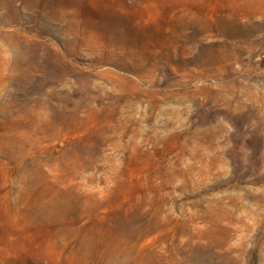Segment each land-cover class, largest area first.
<instances>
[{"label":"rangeland","instance_id":"rangeland-1","mask_svg":"<svg viewBox=\"0 0 264 264\" xmlns=\"http://www.w3.org/2000/svg\"><path fill=\"white\" fill-rule=\"evenodd\" d=\"M243 1L0 0V264H264Z\"/></svg>","mask_w":264,"mask_h":264},{"label":"bare ground","instance_id":"bare-ground-1","mask_svg":"<svg viewBox=\"0 0 264 264\" xmlns=\"http://www.w3.org/2000/svg\"><path fill=\"white\" fill-rule=\"evenodd\" d=\"M262 1H264V0H262ZM244 3H243V5L240 7V9H239V13H243L244 15H245V17L247 18H250V17H252V15H254V14H260L261 16H264V5H263V2H261V1H255V0H244L243 1ZM260 16V17H261ZM234 19V18H233ZM220 23V22H219ZM211 28V27H210ZM216 29H218V31H222V30H220L221 28H219V27H217ZM237 30V29H236ZM234 31L231 29V31H229L228 33H233ZM225 34V33H224ZM237 34V33H236ZM228 34H226V36H227ZM195 37H193V39H194ZM224 45V44H223ZM220 48V47H219ZM218 48V49H219ZM229 48L228 47H225V45H224V47L223 48H221L220 50H219V52L221 53V54H226L227 55V53L229 54ZM223 56V55H222Z\"/></svg>","mask_w":264,"mask_h":264}]
</instances>
